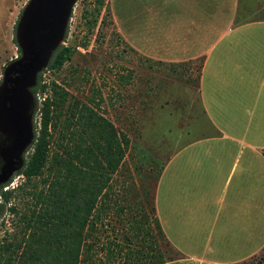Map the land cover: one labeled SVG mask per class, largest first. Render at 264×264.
<instances>
[{"label":"crops","instance_id":"1","mask_svg":"<svg viewBox=\"0 0 264 264\" xmlns=\"http://www.w3.org/2000/svg\"><path fill=\"white\" fill-rule=\"evenodd\" d=\"M117 31L152 62L200 60L208 136L170 155L154 193L177 256L241 264L264 250V0H109Z\"/></svg>","mask_w":264,"mask_h":264},{"label":"rangeland","instance_id":"2","mask_svg":"<svg viewBox=\"0 0 264 264\" xmlns=\"http://www.w3.org/2000/svg\"><path fill=\"white\" fill-rule=\"evenodd\" d=\"M28 1L0 0V82L7 62L20 56L14 26ZM102 1L96 13L95 0H77L64 35L74 55L59 71L42 73L44 83L55 82L69 92L50 145L52 156L58 158L49 160L42 176L26 182L14 173L4 184L3 191L14 193L0 213V264H8L11 251L15 257L24 254L32 227L24 229L36 197L55 182L56 170L64 168L60 158L71 147L60 139L63 121L69 109L80 104L92 106L130 138L118 172L91 214L80 264H120L129 257L155 264L160 255L177 256L157 227L154 193L170 155L184 143L213 132L197 91L200 60L181 65L145 60L117 31L109 0ZM38 118L36 112L39 127ZM7 141L1 135L0 147ZM241 264H264V250Z\"/></svg>","mask_w":264,"mask_h":264},{"label":"trees","instance_id":"3","mask_svg":"<svg viewBox=\"0 0 264 264\" xmlns=\"http://www.w3.org/2000/svg\"><path fill=\"white\" fill-rule=\"evenodd\" d=\"M95 2V11L99 13L103 1ZM92 23H96V18ZM13 41L20 54L15 37ZM73 55L74 50L70 45L58 47L52 53L46 70L59 71ZM42 73L37 75L35 85L29 89L34 104L31 112L34 139L23 155L22 168L16 172L26 182L42 176L49 160L56 161L58 158L52 156L50 145L57 130L56 122L69 96V92L55 82L44 83ZM39 96L42 97L40 102L37 99ZM95 105L98 107L99 104ZM36 112L39 127L34 122ZM63 122L65 131L60 139L67 142L66 148L71 146L70 150L65 151V157L60 158L64 168L56 170L55 182L49 184L47 192L41 191L36 197L29 224L24 229L26 232L32 227L24 254L15 257L11 251L7 257L8 264H80L91 214L105 195L113 175L118 172L125 152L129 150L130 138L89 104L73 105ZM4 186L0 185V213L14 193L13 190L3 191ZM11 210L14 211V208ZM157 227L166 240L158 221ZM17 249H20V245ZM174 258L160 255L155 264H164ZM120 264L142 262L129 257Z\"/></svg>","mask_w":264,"mask_h":264},{"label":"water","instance_id":"4","mask_svg":"<svg viewBox=\"0 0 264 264\" xmlns=\"http://www.w3.org/2000/svg\"><path fill=\"white\" fill-rule=\"evenodd\" d=\"M77 0H29L16 25L20 56L4 67L0 82V185L23 166V155L34 139L29 91L47 69L52 53L63 46L64 35Z\"/></svg>","mask_w":264,"mask_h":264},{"label":"built area","instance_id":"5","mask_svg":"<svg viewBox=\"0 0 264 264\" xmlns=\"http://www.w3.org/2000/svg\"><path fill=\"white\" fill-rule=\"evenodd\" d=\"M63 46H67L65 43H63Z\"/></svg>","mask_w":264,"mask_h":264}]
</instances>
